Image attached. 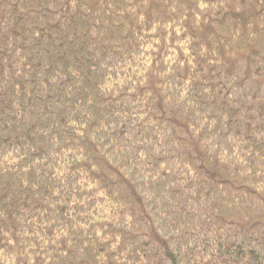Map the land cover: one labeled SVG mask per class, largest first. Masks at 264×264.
I'll use <instances>...</instances> for the list:
<instances>
[{
  "label": "trees",
  "instance_id": "16d2710c",
  "mask_svg": "<svg viewBox=\"0 0 264 264\" xmlns=\"http://www.w3.org/2000/svg\"><path fill=\"white\" fill-rule=\"evenodd\" d=\"M0 264H264V0H0Z\"/></svg>",
  "mask_w": 264,
  "mask_h": 264
}]
</instances>
